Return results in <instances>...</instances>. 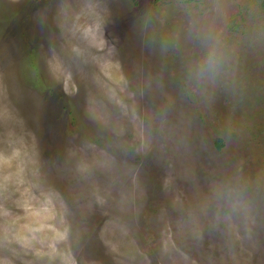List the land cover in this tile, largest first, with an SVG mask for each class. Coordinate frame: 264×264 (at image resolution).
I'll list each match as a JSON object with an SVG mask.
<instances>
[{"label": "rangeland", "instance_id": "374dc122", "mask_svg": "<svg viewBox=\"0 0 264 264\" xmlns=\"http://www.w3.org/2000/svg\"><path fill=\"white\" fill-rule=\"evenodd\" d=\"M0 264H264V0H0Z\"/></svg>", "mask_w": 264, "mask_h": 264}, {"label": "clouds", "instance_id": "9594fccd", "mask_svg": "<svg viewBox=\"0 0 264 264\" xmlns=\"http://www.w3.org/2000/svg\"><path fill=\"white\" fill-rule=\"evenodd\" d=\"M218 62V54L214 46H209L207 54L198 66V74L211 73L215 70Z\"/></svg>", "mask_w": 264, "mask_h": 264}, {"label": "trees", "instance_id": "16d2710c", "mask_svg": "<svg viewBox=\"0 0 264 264\" xmlns=\"http://www.w3.org/2000/svg\"><path fill=\"white\" fill-rule=\"evenodd\" d=\"M215 145H216V148H217L218 150H220V149L222 148V142H221V140L216 139V140H215Z\"/></svg>", "mask_w": 264, "mask_h": 264}]
</instances>
